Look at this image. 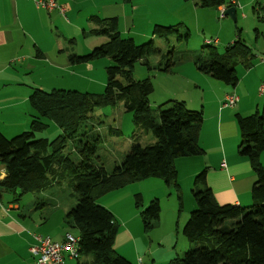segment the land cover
<instances>
[{"label":"trees","instance_id":"16d2710c","mask_svg":"<svg viewBox=\"0 0 264 264\" xmlns=\"http://www.w3.org/2000/svg\"><path fill=\"white\" fill-rule=\"evenodd\" d=\"M191 1L203 9L227 5V0ZM95 19L104 27L93 32L107 35V42L87 55L72 56L70 61L86 63L110 58L113 65L106 68L104 93L59 89L34 91L29 98V130L10 139L0 133V163L7 173L0 186L12 196V203H19L23 196L35 193L29 210L37 212L50 203L56 205L55 197L49 202L41 191L58 186L61 178L71 173L76 174V205L68 210L64 223L68 229L78 230L81 256H91L94 264H132L115 249L119 223L107 208L96 202L92 193L96 191L98 196H104L151 177L164 180L167 186H173L179 192L176 160L205 154L199 145L204 118L201 111H192L179 101H168L154 109L149 101L154 92L153 83L149 79L135 80L133 77L135 64L143 60L151 71L174 73L180 58L177 62L173 60V50L163 53L154 41L137 45L133 39L122 37L116 16ZM175 35L178 41H188L190 36L189 33L182 36L178 27L156 25L153 28L154 37L168 40ZM152 56H160L167 63L151 67L148 60ZM253 59L252 49L239 38L223 53H219L214 44H208L200 50L194 65L205 75L235 87L240 81L237 66L248 69ZM120 102L133 114L137 129L134 144L132 142L122 165L108 173L103 165L94 162L100 137H93L90 129L87 132L83 129L86 123L94 120L91 114L96 108L116 106ZM235 118L241 138L239 154L250 161L256 176L251 191L253 205H220L207 184L206 171L201 172L194 180L193 197L197 209L191 212L183 228L184 236L195 247L170 264H264V165L261 162L264 106L261 112L249 116L236 114ZM51 123L56 124L62 134L53 140L38 137ZM142 133L143 136L152 134L154 142L141 145ZM70 140L78 159L72 157L73 152L67 151ZM135 205L142 209L140 217L144 228L156 227L161 213L160 201L154 200L143 208L142 196L138 194Z\"/></svg>","mask_w":264,"mask_h":264},{"label":"crops","instance_id":"0c3cea01","mask_svg":"<svg viewBox=\"0 0 264 264\" xmlns=\"http://www.w3.org/2000/svg\"><path fill=\"white\" fill-rule=\"evenodd\" d=\"M56 1L65 9V14L75 17L73 23L68 25L66 15L63 16L58 11L48 12L37 8L32 0H0V133L8 139L29 130L31 122L29 98L33 92L44 90L45 87H56L60 72L76 68L73 62L61 63L60 58H65L62 61L67 62L72 56H76V28L78 30L82 27L81 18L96 23L99 20L97 21L95 17L103 19L116 16L118 31L126 38L123 30L121 31V20L124 21L126 35H132L136 29L137 14L141 11L143 14L151 11L146 0L145 4L133 5H129L133 0L130 3L123 0L101 2L93 12L90 7L92 0H88L86 5L81 0ZM237 1L245 10L252 6L253 16H249L248 13L245 19L254 22L255 36L252 37L248 30L245 40L242 38L244 32L237 29L235 35L231 32L227 38L219 36L218 43L215 44L231 45L240 38L253 51L254 60L251 67L243 68L239 73L241 80L233 89L193 67H182L174 73L158 72L160 77L157 78L172 82L175 87L173 94L168 96V101L171 99L183 102L186 107L189 105L191 109L196 111L199 109L203 113L199 145L205 154L177 159L179 179L182 177L183 167H188L183 176L187 180L190 178L192 180L201 171H206L207 184L220 205L250 207L253 205L251 191L256 176L250 161L239 154L241 138L235 116L236 114L249 116L254 110L257 112L262 109L264 94L261 93L260 87L264 83V21L259 17V0ZM177 3L179 2L176 1ZM226 4L230 5V1L228 0ZM177 6L178 8L183 6L178 11L180 13L168 14L160 20H147V27L139 30L142 38L149 36L151 24L156 26L162 21H169L172 24L163 25L173 26L174 22H179L178 24L185 26L181 16L185 9L189 8V17H195L198 23L208 14L207 10H210L199 8L193 1L188 0ZM236 17L238 19V8ZM83 34L86 36L87 33ZM152 38L154 39V36ZM91 49L92 46L84 44L81 51L86 53ZM51 81H56V84L49 86L47 83ZM244 85L251 88V92L245 91ZM198 90H201L199 91L201 98L196 99L193 95ZM233 93L239 98L238 104L235 108L225 107L223 105L225 97ZM187 97H190L189 102L185 100ZM141 136V144L153 143L149 134L143 136L142 133ZM40 137L44 138L45 135ZM144 139L146 140L143 142ZM6 177L5 167L0 163V181ZM180 185L182 187L181 182ZM11 200L12 196L3 189L0 198V264H34V257L30 253V247L36 243L34 234L48 236L56 242L64 241L68 234L73 235L72 229L65 225L64 218L58 224L54 221L52 212L38 216L39 211L23 209L20 203H12ZM113 202L103 201L100 205L107 208L117 222L123 225V229L127 230L130 222L138 216L137 209H132L128 219H125L120 211L113 208ZM87 262L88 260L84 262L78 260L77 264ZM65 264L76 263L75 260L67 258Z\"/></svg>","mask_w":264,"mask_h":264},{"label":"rangeland","instance_id":"374dc122","mask_svg":"<svg viewBox=\"0 0 264 264\" xmlns=\"http://www.w3.org/2000/svg\"><path fill=\"white\" fill-rule=\"evenodd\" d=\"M118 1L119 0H92L90 4L91 12H93L95 7L100 6L101 2ZM176 1L179 2L177 4L186 2V0H146L151 11L150 13L145 14L141 11L137 14L136 29L132 35H126L124 31V21L121 20V31L123 30V35L126 38L134 39V42L137 45L154 41L157 49L163 53L173 50L175 52L173 60L177 62L180 58V63H176L178 66L173 69L174 72L178 71L182 67L196 68L194 62L199 55L200 50L207 46L209 41L219 39V36H221V38H227L228 34L231 32L235 35L237 29L244 32L242 38L245 40L247 38L248 30H250L252 37L255 36L254 22L249 19H245L248 13H250L249 16H253L252 6L249 10L248 8L245 10L242 5H240V7H235V5L231 3L230 5L227 4V6H230L228 9L231 7L238 8V19L236 22L227 16V14L225 18H221L220 10L215 8L207 10L208 14H206V16L200 20V23H198L195 17H189L188 8L181 14L183 21H185V26H181L178 24L179 22H174L173 26L163 25L171 23L169 21H162V23L156 24L162 27H178L179 33L182 36L185 34L188 35L189 33L190 36L188 37V41H186V39L178 41V37L176 35L168 38V40L159 37H154L153 39L154 24L150 25V32L148 33L149 36L147 38H142V33L139 30L147 27V20H160L168 14L180 13L178 11L181 10L183 6L178 8ZM81 2L85 3V5L88 4V0H81ZM146 2L145 0H133L132 4L129 5L145 4ZM65 15L68 25L74 22L75 17L68 14ZM80 25L82 27L78 30L76 28V47L73 45L75 47L76 56L78 57L91 53L94 49L101 47L107 42V35L102 33L96 34L93 32L94 30H99L101 27H104L102 23H95L93 20L89 21L81 18ZM83 33H87L86 36ZM205 39L206 42H204ZM84 44L86 46H92V49L86 53L81 51ZM228 46L229 45L221 44L216 47L218 48L219 53H223ZM182 57H184V59ZM62 60H65V58H60L61 63L71 64L72 62L70 60L63 62ZM145 62L146 60H143L135 64L133 77L135 80H151L155 89L149 96V101L151 106L154 109H157L159 106L168 102V96L173 94L175 87L172 82L170 83L164 79L158 80L159 78L157 77H160L157 74L158 72L149 70V68L145 65ZM148 62L151 67H156L159 64L165 65L167 60L161 58L160 56H152L149 58ZM181 62L183 63L181 64ZM74 64L76 67L74 70L60 72L58 85L56 84V81L47 83L49 86H54V84H56V87H45L44 90L51 91L53 90L52 88H56L59 90H71L90 94L104 93L107 85L106 68L113 65L110 58L103 57L86 63L75 62ZM242 70L243 66L238 65V74L241 73ZM239 80H241L240 76ZM228 86L231 89L234 88L233 86ZM243 89L251 92V88H247L246 85L243 86ZM199 91L201 90L196 91L193 95L196 99L201 98V92L199 93ZM185 100L189 102L190 97L185 98ZM169 101H171V99ZM262 104L261 108L264 106V97ZM187 108L192 111H196V109H191L189 105ZM261 110H259V112H261ZM198 111L201 110L198 109ZM253 113H256V110H254ZM91 115L94 117V120L85 124L83 132H87L88 129H90L91 132L94 133L93 137H100L101 141L97 145L94 162L96 165H103L104 169L108 173H111L116 166L122 165L125 157L131 150L132 142L134 144L133 136L135 135L137 128L136 124L133 122V114L131 112H127L123 103L120 102L116 106L96 108ZM60 134H62V130L56 124L51 123L49 124L48 129L38 134V137L45 135V137L53 140ZM149 135L151 140L154 142L152 134ZM84 139L85 138H82V140ZM145 140L146 139H144L143 142ZM141 145L144 144L142 143ZM77 147H80L79 144H77ZM67 151L70 153L73 152L72 157L78 159V153L76 149H74L72 140L68 143ZM261 162L264 165V155L261 157ZM187 170L188 167H183L181 171L182 177L179 179L178 176L179 185L180 182L182 183V187L180 185L179 192L173 186H167L164 180L151 177L128 184L124 188L112 191L104 196H98L99 194L96 191L92 193V196L96 199L98 204L103 201H114L112 203L113 208L120 211L121 215L125 219H128L130 211L136 208V195L139 194L142 196L143 208H146L150 202L154 200L160 201V219L157 226L151 230H146L143 226L140 217L142 209L139 210L136 208L138 216L130 222L127 230H124L123 225L119 223L120 229L116 235L115 249L120 256L126 258L132 264H138L140 259H143L147 264H170L173 259L183 257L191 247H195L194 244L188 242L187 238L183 234L185 217L188 215L187 213L190 212V216L191 212L197 209V205L193 197L195 192V178L192 180L191 178L190 180L184 179L183 176ZM77 181V175L71 173L61 178L58 186L53 188L47 187L45 190L41 191L40 194L47 197L49 202L53 197H55L56 205H53L54 202L53 204H48L46 208L38 212V216L52 212L54 221L58 224L61 223L68 210L76 205V192L74 187ZM35 196V193L23 196V198L19 201L23 209H29V205L34 200ZM188 219L189 217H187V221ZM71 233L73 236H79L77 229H72ZM124 236L127 237L124 238ZM78 260L80 262L88 260L87 264H94L91 256H81L79 259L75 260L76 264L78 263Z\"/></svg>","mask_w":264,"mask_h":264},{"label":"built area","instance_id":"2783aa9c","mask_svg":"<svg viewBox=\"0 0 264 264\" xmlns=\"http://www.w3.org/2000/svg\"><path fill=\"white\" fill-rule=\"evenodd\" d=\"M37 8L45 9L48 12L58 11L65 16V9L61 7L56 0H32ZM240 7L237 0H230V4ZM227 5L219 7L221 18H225L227 14ZM259 17L264 21V0H259ZM208 42V41H207ZM218 40L209 41L208 44H217ZM260 91L264 94V83L260 87ZM239 102V98L235 94H229L225 97L223 105L225 107H235ZM35 244L30 247V253L34 257V264H65L66 259L76 260L81 257L80 254V237L68 234L64 241L56 242L50 237L34 234ZM138 264H147L140 259Z\"/></svg>","mask_w":264,"mask_h":264},{"label":"water","instance_id":"95a60500","mask_svg":"<svg viewBox=\"0 0 264 264\" xmlns=\"http://www.w3.org/2000/svg\"><path fill=\"white\" fill-rule=\"evenodd\" d=\"M227 16H229L234 22H236L237 21L236 8L234 7L229 8L227 11ZM233 46L234 45H232V47ZM2 191H3V187L0 186V198H1Z\"/></svg>","mask_w":264,"mask_h":264}]
</instances>
